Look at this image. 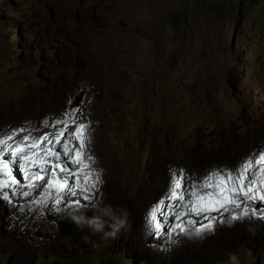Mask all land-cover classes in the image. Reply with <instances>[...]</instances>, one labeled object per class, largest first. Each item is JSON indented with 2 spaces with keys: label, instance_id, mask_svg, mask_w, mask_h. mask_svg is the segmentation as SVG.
Masks as SVG:
<instances>
[{
  "label": "rangeland",
  "instance_id": "rangeland-1",
  "mask_svg": "<svg viewBox=\"0 0 264 264\" xmlns=\"http://www.w3.org/2000/svg\"><path fill=\"white\" fill-rule=\"evenodd\" d=\"M32 2L36 0H0V15L2 9L6 10L0 20L26 12L33 15ZM93 2L97 5L95 14L87 13L76 30L80 53L66 62L82 61L84 91L77 95L84 96L82 104H90V115L85 116L80 106L76 121L89 126L86 132L89 142L83 153L93 158L86 161L90 167L84 171L90 170L92 178L97 174L101 178L91 192V195L94 193L91 199L82 200L78 208L88 211V206L96 201L115 207L114 191L106 185L104 189L101 187L103 166L115 159L120 161L119 164L117 160L112 162L113 167L122 163L133 168L134 173L126 167L122 175L131 183V190H141L140 196L144 197L151 170L154 168L158 175L165 173L159 166L160 156L155 155L162 139L168 148L161 160L170 166L173 157L190 142L222 143L221 134L213 131V125L230 123L233 117H240L253 136L245 134L243 139L219 150L213 161L218 155L236 161L249 149L252 155L264 150V0ZM175 12L179 14L177 27L173 24ZM72 19L60 17L61 22L70 27ZM16 37L12 30L4 33L0 26V46H3L0 48V132L6 128L7 113H32L31 109L39 100V95L35 94L38 76L32 73L16 79L18 68L11 70L12 57L17 56L13 51L19 53L22 48L20 38L12 40ZM38 65L34 63V69H38ZM40 67L38 70L41 69L43 76L51 68L47 63ZM68 74L63 70L54 71L59 91ZM75 97L70 98L72 106ZM53 108H58V101ZM57 121L63 120H32L50 125L44 131L52 135L61 127ZM10 134L11 131H7L0 138ZM140 140L150 152L139 161L129 162L133 160L130 146L134 147ZM68 141L73 146L78 143L74 137H69ZM156 158H159L157 163ZM155 188L161 191L160 187ZM63 204L72 203L62 201L60 207H65ZM68 220H61L58 214L55 225L62 230ZM238 222L232 224L229 235L225 236L234 235ZM74 225L72 222V227ZM4 232L0 241V264H65L62 258L56 261L58 241L62 237L52 241L32 220L28 225L6 227ZM85 233H88L87 240ZM77 235L79 238L70 240L72 247L64 255L67 264L77 261L81 253H90L94 244L95 234L78 230ZM20 236L27 240L20 242L30 248L23 247L25 251L19 254L15 251L13 255L10 243ZM225 236L218 243L209 234L200 237L201 262L219 264V258L230 245ZM127 248L130 255L131 250ZM178 256L180 253H176V258ZM137 260L140 264H167L152 255H141Z\"/></svg>",
  "mask_w": 264,
  "mask_h": 264
},
{
  "label": "clouds",
  "instance_id": "clouds-1",
  "mask_svg": "<svg viewBox=\"0 0 264 264\" xmlns=\"http://www.w3.org/2000/svg\"><path fill=\"white\" fill-rule=\"evenodd\" d=\"M93 1L95 0H36L31 5L35 12L33 15L26 12L11 15L8 18L1 17L0 26L2 31L9 33V30H12L17 35L12 40L17 41L20 38L22 43L21 52L13 51L17 56L12 57L11 70L18 68L19 71L14 78L19 79L26 75H32V73L37 75L35 94L39 95V100L37 106L31 109L32 113L14 114L5 112L9 118L6 121V128L0 132V135L20 128L25 131L18 132V137L26 134L32 137L45 133L52 135L51 132L44 131L50 125L34 123L32 120L43 121L45 118H61L69 128L74 129L75 125L68 121L66 113L78 116L82 107L84 115H90V104H82L84 96L78 97L77 95L84 91L82 88L84 76L80 70L82 61L78 60L75 63L77 73L71 72L68 74L66 82L62 85V90L59 91V84L53 70L55 67L53 65L54 58L50 57L49 52L57 51V57L55 58L58 59V62H63V58L68 54V51L64 49L65 46H69L72 55L80 53V47L76 43V30L79 22L83 21L87 13L95 14L97 5ZM96 1L104 3L105 0ZM1 12L0 16H4L6 10L2 9ZM61 16L73 18L71 27L61 22ZM95 19L94 15L92 25ZM93 33L96 40V34ZM34 63L40 65L47 63L51 68L43 76L40 72L41 69L38 70L41 68L40 65H38V69H34ZM73 95H76L74 106L69 102ZM55 101H58V108H53ZM238 129L240 131H237ZM213 131L221 134L222 143L217 144L201 140L190 142L183 151L173 157L174 160L170 161V166L165 165L166 161L161 160L162 155L168 148V144L162 139L155 155L160 156L159 166L165 170V173L158 175L154 168L151 170L149 175L151 178L148 180V183H150L149 188L146 186L144 189V197L140 196L141 190L133 192L131 183L125 180L122 175V171L126 167L131 173H134L130 165L125 166L121 163L119 167L115 168L112 162L117 159L105 164V167L103 166V183L101 187L104 189L106 185L114 191L116 196L115 207L96 201L88 206V211L78 208L79 204L75 203L66 207H60L62 205L59 204L56 209L52 208L49 211L41 204H30L29 201L40 199L39 194L43 190L47 177L40 182L38 188L29 190L31 192L29 197H16L11 202L0 198V241L4 237L6 227L28 225L32 220L34 224L41 226L51 240L62 237L58 241L56 261L62 258L65 260V264L67 263L64 255L72 247L70 240L79 238V235H77L78 229L74 230L73 228L82 229L84 232L88 230V232L95 234L90 253H81L79 259L73 264H130L129 260H132V264H140L137 258L141 255H152L167 264H173L176 261H185L186 264H204L200 259L199 238L209 233L199 234L195 230L196 224H190L187 226L185 234L178 237V234L169 227L168 221L171 218L165 217V228L162 234L157 236L154 234L152 226L147 222V217L151 206L158 199L163 198L167 192L170 183V170L183 169L188 180L193 181L198 180L210 169H231L234 166H239L246 157L252 155L251 149H249L236 161L219 155L216 161H213V157L219 150H224L228 145L243 139L245 134L247 137L249 133L253 136L250 129L244 126L240 117H233L230 123L214 124ZM13 139H16V137ZM68 147L71 155L73 145L69 141ZM131 149L133 150V160H128L129 162L139 161L143 157H147L150 152L142 140L137 141L134 147L130 146L129 150ZM111 151H114V149ZM173 155H175V152ZM157 159L159 158H156V163ZM220 159L221 161H219ZM119 161L117 160L118 164ZM14 174L18 179L23 180L18 169H14ZM155 187H160L161 191H157ZM93 195L94 193L91 197ZM150 196H152V200H150ZM259 207L264 209V203L259 204ZM89 211L91 214H88ZM58 214L61 220L69 219L64 223L62 230H59L55 225ZM72 222L75 224L74 227H72ZM236 222L237 220L230 225L218 224L217 226H220V229L216 226L214 232L209 236H214L216 243L220 242L222 237L229 235L230 227L232 224L235 225ZM237 226L234 235L225 236L228 237L230 245L226 247L219 258V264H264V222H261L259 217H241ZM71 231L72 233H70ZM15 239L19 241H14ZM84 239H88V233H85ZM20 241L27 240L24 236H20L11 241L10 250L13 255L15 251L18 254L25 251L23 247H26L27 250L30 248ZM127 247L131 250L130 255L127 252ZM176 253H180L177 258Z\"/></svg>",
  "mask_w": 264,
  "mask_h": 264
},
{
  "label": "snow or ice",
  "instance_id": "snow-or-ice-1",
  "mask_svg": "<svg viewBox=\"0 0 264 264\" xmlns=\"http://www.w3.org/2000/svg\"><path fill=\"white\" fill-rule=\"evenodd\" d=\"M65 115L75 125L74 129L57 121L61 127L54 135L18 137V132L25 131L20 128L0 138V198L11 202L16 197H29V190L38 188L47 177L40 199L29 201L30 204H41L51 211L62 201L80 204L91 199V192L101 178L99 174L92 178L90 170L84 171L90 167L86 161L93 159L83 153L89 142L86 139L89 126L86 122L77 123L75 114ZM69 137L78 142L71 155ZM73 164L78 167L73 168ZM14 169L19 170L23 180L17 178ZM261 203H264V150L231 169H210L198 180L189 181L183 169L170 170L167 192L151 206L147 222L157 236L165 228V217L171 218L169 227L178 237L185 234L190 224H196L199 234H211L218 224L230 225L241 217H259L264 222Z\"/></svg>",
  "mask_w": 264,
  "mask_h": 264
},
{
  "label": "trees",
  "instance_id": "trees-1",
  "mask_svg": "<svg viewBox=\"0 0 264 264\" xmlns=\"http://www.w3.org/2000/svg\"><path fill=\"white\" fill-rule=\"evenodd\" d=\"M173 15V17H174V22H173V24H174V26H178V17H179V14L177 13V12H175V13H173L172 14ZM64 49L66 50V51H68V54H66V56L63 58V62H58V59L57 58H55V57H57V51H55V52H49V55H50V57L51 58H54L53 59V61H54V68H53V70L54 71H56V72H62V70L63 71H66V72H68L69 74L71 73V72H73L74 74H76L77 72V65L75 64V63H73V64H66V62H69V60L71 59V58H73V56L74 55H72L71 53H70V49H69V46H65L64 47ZM52 77V76H51Z\"/></svg>",
  "mask_w": 264,
  "mask_h": 264
},
{
  "label": "bare ground",
  "instance_id": "bare-ground-1",
  "mask_svg": "<svg viewBox=\"0 0 264 264\" xmlns=\"http://www.w3.org/2000/svg\"><path fill=\"white\" fill-rule=\"evenodd\" d=\"M49 130V129H48ZM86 150V149H85ZM87 153V152H86ZM91 153V152H90ZM88 154V153H87ZM111 201V200H110ZM66 206H70V204H65V207ZM215 214V213H214ZM213 214V215H214ZM73 229H78V230H81V231H83L82 229H79V228H73ZM86 232H88V230L86 231ZM58 239V238H57ZM200 239V238H199ZM203 243V239H201V244ZM130 263V262H129Z\"/></svg>",
  "mask_w": 264,
  "mask_h": 264
}]
</instances>
